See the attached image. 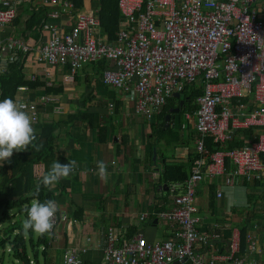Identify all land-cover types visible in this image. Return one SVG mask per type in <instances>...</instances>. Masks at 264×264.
<instances>
[{
  "label": "built area",
  "instance_id": "built-area-1",
  "mask_svg": "<svg viewBox=\"0 0 264 264\" xmlns=\"http://www.w3.org/2000/svg\"><path fill=\"white\" fill-rule=\"evenodd\" d=\"M45 3L58 8L51 18L74 7L67 0ZM119 9L122 23L115 43L100 39L98 11L78 13L69 32L45 22L42 28L50 38L37 51V60L50 67L66 65L69 81L85 64L106 60L103 84L135 95V113L148 122L188 86L201 85L203 95L195 113L198 158L188 180L168 187L171 207L158 215L170 235L152 241L141 234L123 238L109 227L102 264H262L264 248L253 232L246 235L244 253L238 228L231 229L224 252L214 250L219 226L203 230L196 198L206 180L220 179L227 186L239 180L264 182V0H120ZM15 16L13 1L0 0V33ZM15 52L27 54L30 48L21 39L0 37V58L6 54L12 61ZM25 110L36 124V106ZM242 130L255 132V142L225 149L234 132ZM209 137L221 148L210 153ZM148 218L144 212L140 222ZM67 221V214H55L52 243L60 238L59 223ZM87 251L68 247L63 263L84 264Z\"/></svg>",
  "mask_w": 264,
  "mask_h": 264
},
{
  "label": "crops",
  "instance_id": "crops-1",
  "mask_svg": "<svg viewBox=\"0 0 264 264\" xmlns=\"http://www.w3.org/2000/svg\"><path fill=\"white\" fill-rule=\"evenodd\" d=\"M12 1L15 19L1 30L0 37L3 40L9 37L21 39L30 48L29 53L20 55L23 74L26 81L39 82L37 88L20 89L15 99L17 103L36 106L38 120L32 126L41 141L30 157H39L45 152L46 141L52 132L55 155L66 158L68 162L76 161L70 176L61 179L52 190L60 213L70 217L71 209L77 208V216L82 217L76 224L59 226L57 246L59 249L66 244L67 247L87 248L84 259L92 264H102L104 233L109 227L123 238H127L126 233L134 232V236L141 234L150 241L157 240L158 234H162L160 240L166 239L170 229L158 215L171 207L172 195L167 189L170 184L161 181L165 173L163 160L173 158L178 162H189L197 155L195 114L193 117L187 113L185 121L180 124L181 112L178 115L171 113L180 106L170 110L167 117L171 120L167 121L166 117L164 123L165 138L157 135L161 142L153 132V125L156 131L159 128L157 117L148 122L136 115L135 95L103 84L104 71L100 64L103 60L85 64L74 81H69L66 65L50 67L37 60V51L50 38V33L42 28L45 22L57 26L61 32H69L76 24L78 13L98 11L99 16L100 0H84L82 8H78V0H67L74 7L59 18L49 16L58 8L46 4L45 0ZM119 21L121 28V15ZM103 31L100 26V39L109 42ZM7 59L8 55L1 56L0 72L6 68L3 61ZM180 100V105L182 101L186 102L182 98ZM44 132L45 138H42ZM252 135L255 139V132ZM177 136L178 139H174ZM164 141L172 142L171 146H165ZM153 148L157 151L156 161L152 160L153 155L149 160ZM27 153L28 149L14 151L11 160L18 154ZM100 161L107 165V178L103 180L97 169ZM17 162L16 171L22 161ZM52 163L45 158L28 165L30 177L41 181ZM218 192L221 193L219 198L216 196ZM196 204L204 217L203 228L208 230L213 224L221 227L220 242H215L212 247L219 253L224 252L231 229L249 225L248 232L261 234L259 228L264 226V182L239 180L227 186L220 179L206 180L198 188ZM144 212L149 213V218L140 222V215ZM259 242L261 244V240Z\"/></svg>",
  "mask_w": 264,
  "mask_h": 264
},
{
  "label": "trees",
  "instance_id": "trees-1",
  "mask_svg": "<svg viewBox=\"0 0 264 264\" xmlns=\"http://www.w3.org/2000/svg\"><path fill=\"white\" fill-rule=\"evenodd\" d=\"M84 0H78V8H82V3ZM119 1L120 0H100V21L101 27H103V32L108 36L109 43H115L117 40V32L120 30V10H119ZM22 53L15 52L14 58L12 61L7 60L6 68L0 72V100L5 98H11L15 101L16 96L20 89L25 88H37L38 81L30 82L25 80V76L23 74V65H22ZM102 61V60H101ZM100 62L103 71L105 72L107 67V61ZM98 63V62H97ZM96 64V63H94ZM103 72V73H104ZM196 85V84H195ZM191 85L185 88L184 92L181 94L182 99L186 100V107L181 110V114L179 115V123L182 124L185 121L186 114H194L197 112L196 101L199 97L203 95V88L199 90H194V86ZM49 93L51 90L48 91ZM180 101L178 99L171 98L167 106L164 108L162 114L158 116L159 128L156 131V126L153 125V132L156 134L158 140L163 142L157 135L161 134L163 138L164 136V123L165 119L170 110H174L180 106ZM175 117V116H174ZM156 132V133H155ZM253 131H235L232 137V140L225 144V149H232L234 147H244L250 145L255 142V139L252 135ZM50 137L48 141H46V150L39 157H30L33 153V150L40 144L41 137L36 136V140L34 142L35 147H29L28 153L18 154L16 158L11 160V162H4L0 165V213H1V221L9 220L8 213L12 210L17 211V215L22 217V222L19 224H10L9 227L2 229L0 232L2 233L0 237V247L3 249H7V253L11 254L15 260H18L21 264H58L60 260V264L63 263V256L65 254L67 247L63 249H59L56 244V247H53L52 243V234L51 235H38L36 238V234L31 230L26 234L23 231V221L26 219V209L30 207L33 200L38 199L40 202H45L49 199L55 201L54 192L51 189L44 188L41 185L40 191L36 193V186L40 183L39 180H33L28 173L27 166L32 165L33 163H38L48 158L50 162L59 161L62 164L67 163L66 158H58L54 151L55 147V137L54 133H50ZM194 132L192 133L193 138ZM42 138H45V132ZM236 138H244V140L236 139ZM174 139H178V136ZM172 142H165V146L170 147ZM206 146L209 149V152H215L219 148L216 144L213 143V139L209 137L206 141ZM153 150L150 151L149 160L152 158ZM32 158V159H29ZM198 155L192 157L189 162H181L175 161L176 159L169 158L164 159V167L165 173L161 177L162 183L165 184H174V183H184L188 180L194 162L197 160ZM153 160V159H152ZM22 161L19 168L16 166L19 162ZM16 171V173H15ZM56 215L60 216L61 213L58 211ZM68 216L67 222H60V225H66L67 223L73 224L74 221L81 219V216H77V208H72L70 211V217ZM21 221V220H20ZM153 225V223H152ZM249 225H244L239 228V233H241V252L244 253L247 249L246 243V235L249 231ZM203 230H206L203 228ZM210 230H215L213 225ZM221 235V227L217 229ZM259 231L262 233L264 231V226L259 228ZM134 232L132 234L126 233L127 238H131L134 236ZM66 237V233H64ZM230 235V233H229ZM227 239V238H226ZM229 239V238H228ZM227 239V240H228ZM27 244H29L30 249L33 253V258L30 259L27 253ZM42 247V254L44 257V262L41 263L39 260V248ZM84 264H92L84 259ZM262 264H264V253L262 256Z\"/></svg>",
  "mask_w": 264,
  "mask_h": 264
},
{
  "label": "clouds",
  "instance_id": "clouds-1",
  "mask_svg": "<svg viewBox=\"0 0 264 264\" xmlns=\"http://www.w3.org/2000/svg\"><path fill=\"white\" fill-rule=\"evenodd\" d=\"M26 107L24 103H17L11 98L0 100V165L5 161L10 163L14 151L22 152L29 147H35V130L32 126V118L25 110ZM75 166V160L65 164L58 160L53 162L50 170L37 184L36 193H39L41 185L51 189L61 179L68 178ZM97 169L99 177L102 180L106 179L107 165L100 161L97 163ZM25 211L26 219L22 227L26 234L29 230L40 236L52 234L55 226L54 217L59 211V206L54 200L40 202L35 199Z\"/></svg>",
  "mask_w": 264,
  "mask_h": 264
},
{
  "label": "rangeland",
  "instance_id": "rangeland-1",
  "mask_svg": "<svg viewBox=\"0 0 264 264\" xmlns=\"http://www.w3.org/2000/svg\"><path fill=\"white\" fill-rule=\"evenodd\" d=\"M194 87H195L194 90L201 89V85H199V84H196ZM256 203L259 204L258 201ZM8 215H9V220H6V221H1L0 220V231L2 229H5V228L9 227L10 224H14V223L15 224H17V223L19 224V222H22V217L17 215V211L16 210L10 211L8 213ZM0 218H1V213H0ZM258 234L259 235H257V237H258V239L260 237L261 245H262V247H264V231L261 234L260 233H258ZM1 235H2V233L0 232V237H1ZM37 236L38 235L36 234V238H37ZM156 239L157 240L162 239V234H158L156 236ZM53 244H54L53 247H56L57 243H53ZM27 253H28V257L30 259H32L33 258V253H32V251L30 249L29 244H27ZM38 253H39V260H40L41 263H43L44 262V257H43V254H42V247L39 248ZM0 264H21V263L18 260H15L11 254L7 253V249L5 250V249L0 247ZM58 264H60V260H59ZM97 264H98V262H97ZM99 264H101V263H99Z\"/></svg>",
  "mask_w": 264,
  "mask_h": 264
},
{
  "label": "water",
  "instance_id": "water-1",
  "mask_svg": "<svg viewBox=\"0 0 264 264\" xmlns=\"http://www.w3.org/2000/svg\"><path fill=\"white\" fill-rule=\"evenodd\" d=\"M3 63L4 64H7V61H3ZM174 99H178V100H180L181 98H182V96L180 95V94H175L174 95V97H173ZM185 101H182L181 102V105H180V108L179 109H176V110H174V111H171V113H174V114H180V112H181V110H182V108L184 107V105H185ZM171 120V117H167V121H170ZM153 160L154 161H156V157H157V151H156V148H153ZM167 187V186H166ZM168 189V188H167ZM176 264H178V263H176Z\"/></svg>",
  "mask_w": 264,
  "mask_h": 264
}]
</instances>
